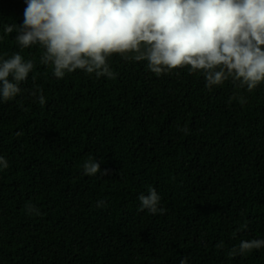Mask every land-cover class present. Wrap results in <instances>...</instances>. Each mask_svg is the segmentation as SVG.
<instances>
[{"label": "trees", "instance_id": "trees-1", "mask_svg": "<svg viewBox=\"0 0 264 264\" xmlns=\"http://www.w3.org/2000/svg\"><path fill=\"white\" fill-rule=\"evenodd\" d=\"M25 7L0 0V55L35 65L0 103V264H264V247L228 255L264 239V83L209 90L202 72L157 76L119 55L113 78L57 79L40 46L2 31L23 23ZM89 157L109 174L84 175ZM149 186L163 214L140 210Z\"/></svg>", "mask_w": 264, "mask_h": 264}, {"label": "clouds", "instance_id": "clouds-1", "mask_svg": "<svg viewBox=\"0 0 264 264\" xmlns=\"http://www.w3.org/2000/svg\"><path fill=\"white\" fill-rule=\"evenodd\" d=\"M21 25H3L4 34L16 33L22 48L38 45L43 49L40 63L51 65L53 75L82 70L96 78H113L109 58L146 61L157 76L179 68L202 72L206 87L233 84L249 92L264 83V0H24ZM4 39L0 35V41ZM35 65L19 53L0 55V103L21 92ZM35 80V77H33ZM41 105L43 91L38 86L30 93ZM235 99V97H232ZM243 97L240 103H244ZM187 134L188 129H180ZM0 155V171L8 168ZM86 176L101 171L100 163L89 157L83 163ZM140 210L163 214L161 197L149 186L138 197ZM98 206H106L98 201ZM28 214L39 216L31 202ZM223 248V242L216 245ZM264 247V239L240 241L228 255H244ZM180 264H188L187 258Z\"/></svg>", "mask_w": 264, "mask_h": 264}]
</instances>
